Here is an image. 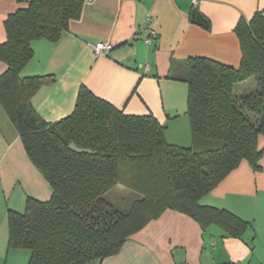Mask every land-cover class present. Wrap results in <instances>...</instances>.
Masks as SVG:
<instances>
[{"label":"trees","instance_id":"trees-1","mask_svg":"<svg viewBox=\"0 0 264 264\" xmlns=\"http://www.w3.org/2000/svg\"><path fill=\"white\" fill-rule=\"evenodd\" d=\"M85 0H30L5 20L7 40L0 60V102L17 127L26 151L50 182L49 200L29 198L24 212L11 210L9 247L31 252L28 264H86L117 254L125 241L166 209L186 213L203 226L216 222L241 236L248 222L200 199L243 160L260 168L264 134V15L236 27L242 59L238 67L196 57L174 76L189 84L193 142L169 144L152 115H127L88 88L74 111L60 120L42 118L32 97L53 75L23 77L33 57L32 40L57 41ZM256 77L258 89L235 94V85ZM75 143L93 153L70 149ZM128 190L127 208L109 194Z\"/></svg>","mask_w":264,"mask_h":264},{"label":"crops","instance_id":"crops-1","mask_svg":"<svg viewBox=\"0 0 264 264\" xmlns=\"http://www.w3.org/2000/svg\"><path fill=\"white\" fill-rule=\"evenodd\" d=\"M29 1L0 0V44L7 40V17ZM196 11L206 24L195 21ZM257 12L264 15V0H85L81 15L70 20L57 41L32 40L34 54L21 75L55 77L32 97L49 122L69 116L86 87L127 115L154 116L169 144L189 147V84L174 76L196 57L238 67L242 50L236 27ZM151 31L157 36L148 43ZM96 41L114 47L97 56L89 45ZM7 68L0 60V76ZM262 150L259 169L243 160L200 199L247 221L241 236L216 222L203 226L186 213L166 209L133 233L117 254L86 264H264ZM52 193L0 102V264H28L31 256L29 249L9 247V212H24L29 198L47 201Z\"/></svg>","mask_w":264,"mask_h":264},{"label":"rangeland","instance_id":"rangeland-1","mask_svg":"<svg viewBox=\"0 0 264 264\" xmlns=\"http://www.w3.org/2000/svg\"><path fill=\"white\" fill-rule=\"evenodd\" d=\"M256 89H258V83H257L256 77L253 76V77H250V78H248V79H246L244 81H241V82L237 83L235 85V94L240 96L242 94H247V93H250V92H254ZM263 147H264L263 144H261L260 149H262ZM112 192L109 194L110 201L116 207H118L120 209L127 208V206H126L127 200L126 199H122L121 197L123 195L129 194L128 190L119 188L116 191V193H112ZM21 211H25V209H23Z\"/></svg>","mask_w":264,"mask_h":264},{"label":"built area","instance_id":"built-area-1","mask_svg":"<svg viewBox=\"0 0 264 264\" xmlns=\"http://www.w3.org/2000/svg\"><path fill=\"white\" fill-rule=\"evenodd\" d=\"M157 34L154 31H151V34L146 37V41L148 43H151L154 40V37H156ZM89 45L91 46L93 52L95 55H105L108 52H110L114 45L110 42H105V41H96V42H90ZM147 69H149V66H146Z\"/></svg>","mask_w":264,"mask_h":264},{"label":"water","instance_id":"water-1","mask_svg":"<svg viewBox=\"0 0 264 264\" xmlns=\"http://www.w3.org/2000/svg\"><path fill=\"white\" fill-rule=\"evenodd\" d=\"M193 17H194L195 21H197L198 23H201V24H206L207 23L206 20H204L201 17V15L199 14L198 11L193 13ZM69 147H70V149H72V150H74L76 152H79V153H84V152L85 153H93V151L91 149L80 147V146H78L77 144H75L73 142L69 145Z\"/></svg>","mask_w":264,"mask_h":264}]
</instances>
